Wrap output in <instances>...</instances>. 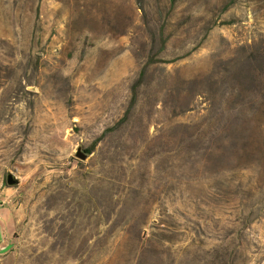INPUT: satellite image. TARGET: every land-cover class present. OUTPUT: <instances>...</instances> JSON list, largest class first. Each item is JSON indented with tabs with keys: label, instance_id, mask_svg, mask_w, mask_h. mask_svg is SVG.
Listing matches in <instances>:
<instances>
[{
	"label": "rangeland",
	"instance_id": "obj_1",
	"mask_svg": "<svg viewBox=\"0 0 264 264\" xmlns=\"http://www.w3.org/2000/svg\"><path fill=\"white\" fill-rule=\"evenodd\" d=\"M229 1L0 0V264H264V0Z\"/></svg>",
	"mask_w": 264,
	"mask_h": 264
},
{
	"label": "water",
	"instance_id": "obj_2",
	"mask_svg": "<svg viewBox=\"0 0 264 264\" xmlns=\"http://www.w3.org/2000/svg\"><path fill=\"white\" fill-rule=\"evenodd\" d=\"M89 154V151L86 150L82 144H78L75 147L74 155L79 159H85ZM5 180L7 184H15L18 182V178L12 173L7 172L5 176ZM13 244L12 240L7 241L6 243L0 245V252L6 251Z\"/></svg>",
	"mask_w": 264,
	"mask_h": 264
},
{
	"label": "crops",
	"instance_id": "obj_3",
	"mask_svg": "<svg viewBox=\"0 0 264 264\" xmlns=\"http://www.w3.org/2000/svg\"><path fill=\"white\" fill-rule=\"evenodd\" d=\"M4 235L2 236V234H1V232H0V242H3V240H4Z\"/></svg>",
	"mask_w": 264,
	"mask_h": 264
},
{
	"label": "trees",
	"instance_id": "obj_4",
	"mask_svg": "<svg viewBox=\"0 0 264 264\" xmlns=\"http://www.w3.org/2000/svg\"><path fill=\"white\" fill-rule=\"evenodd\" d=\"M232 1H233V0H230L229 3L232 2ZM229 3H228V4H229ZM228 4H226L225 7H226ZM85 149L88 150V151H90V150H91V147H89V148H85Z\"/></svg>",
	"mask_w": 264,
	"mask_h": 264
},
{
	"label": "bare ground",
	"instance_id": "obj_5",
	"mask_svg": "<svg viewBox=\"0 0 264 264\" xmlns=\"http://www.w3.org/2000/svg\"><path fill=\"white\" fill-rule=\"evenodd\" d=\"M8 127H9V126H8ZM8 127H7V128H8ZM5 129H6V128H5ZM5 137H6V139H10L12 136H11V135H6Z\"/></svg>",
	"mask_w": 264,
	"mask_h": 264
},
{
	"label": "built area",
	"instance_id": "obj_6",
	"mask_svg": "<svg viewBox=\"0 0 264 264\" xmlns=\"http://www.w3.org/2000/svg\"><path fill=\"white\" fill-rule=\"evenodd\" d=\"M1 204H2V200L0 199V206H1ZM0 217H1V215H0ZM0 245H2L1 242H0Z\"/></svg>",
	"mask_w": 264,
	"mask_h": 264
}]
</instances>
